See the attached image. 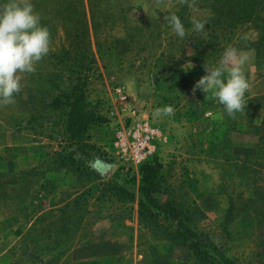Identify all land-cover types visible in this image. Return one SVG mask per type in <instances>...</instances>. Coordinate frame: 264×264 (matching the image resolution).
<instances>
[{"label":"rangeland","instance_id":"rangeland-1","mask_svg":"<svg viewBox=\"0 0 264 264\" xmlns=\"http://www.w3.org/2000/svg\"><path fill=\"white\" fill-rule=\"evenodd\" d=\"M90 2L32 0L51 45L35 71L21 73L14 103L0 104V264H212L188 248V234L172 232L175 221L140 215L141 177L113 165L115 130L134 118L161 133L152 160L160 165L159 202L175 205L230 264H264V63L247 48L257 26L222 29L229 22L220 21L232 41L213 57L224 59L229 48L247 57L245 106L230 116L211 91H193L214 64L197 38L202 31L186 28L181 38L167 23L182 0ZM191 9L192 19L208 15ZM82 77L84 109L93 115L87 157L74 153L80 171L46 173L56 153L75 149L50 102ZM116 87L127 96L123 111ZM167 105L173 113L155 114Z\"/></svg>","mask_w":264,"mask_h":264},{"label":"trees","instance_id":"trees-1","mask_svg":"<svg viewBox=\"0 0 264 264\" xmlns=\"http://www.w3.org/2000/svg\"><path fill=\"white\" fill-rule=\"evenodd\" d=\"M87 1L91 6L90 0ZM2 2L3 0H0V3ZM182 2L183 6H180L179 11L175 14L180 17L185 28L193 29V19L191 18L193 12L191 8L199 7L208 11L207 17L202 19L207 21L205 30L200 32V37L197 36V38L199 42H201L200 38H202L204 45L211 48L207 57L212 58V64L214 66L221 61V55L219 54L213 57L214 53L224 50L226 45L232 41V38H227L220 30V24L223 21L229 23L225 27H222V29L227 28L230 24L232 25L231 28H236L244 22L257 26L259 30L257 42L253 41L252 46H248L247 48L256 50L258 64L259 62L260 64L264 63V0H182ZM84 16L85 11L81 8L79 20L81 21V27L84 28L81 33L82 35L88 31V22L84 19ZM93 16V12L90 9V27L95 29L97 24H95ZM220 21L222 22L220 23ZM75 30L77 34L78 29ZM260 48H262V52L259 50L261 53L257 51ZM86 81L85 77L77 79L76 83L68 86V89L55 94V97L50 102L49 106L58 112L56 123L62 127L67 134L69 143L74 145L75 149L73 151L56 153L54 157L50 158L54 168L47 170L46 173L59 171L63 168H73L74 166H77L75 171H80L81 168L79 165L83 163L80 159L74 157V153L79 152L84 157H87L85 147L88 145L85 143V134L88 125L93 121V115L84 109L83 101ZM152 160L153 157L138 168L137 175L141 177L138 189L140 215L148 211L152 217L160 216L166 220L175 221L177 225H174V231L172 232L181 236L188 234L190 237L185 238L184 242H186L188 248H191L196 253L199 259H208L212 264H230L225 257H219L215 245L208 242L207 244L201 242L199 235H196L193 230L184 224L181 211L175 205L169 202L164 204L159 202L155 193L157 192L156 180L160 165L155 160ZM29 173H35V169L30 170Z\"/></svg>","mask_w":264,"mask_h":264},{"label":"clouds","instance_id":"clouds-1","mask_svg":"<svg viewBox=\"0 0 264 264\" xmlns=\"http://www.w3.org/2000/svg\"><path fill=\"white\" fill-rule=\"evenodd\" d=\"M167 23L181 38L187 33L184 23L172 14ZM206 20L193 18L194 31L205 30ZM49 28L41 23V15L35 10L32 0H3L0 3V104H11L22 87L21 73L35 71L36 62L50 51ZM246 56L235 48L226 50L224 59L214 67H207L193 85L205 93L211 91L230 116H235L245 106V91L249 87L243 65ZM192 67L191 62H186ZM187 68V69H188ZM173 106L156 108L155 114L173 113Z\"/></svg>","mask_w":264,"mask_h":264},{"label":"built area","instance_id":"built-area-1","mask_svg":"<svg viewBox=\"0 0 264 264\" xmlns=\"http://www.w3.org/2000/svg\"><path fill=\"white\" fill-rule=\"evenodd\" d=\"M120 110H125L127 96L121 87L114 89ZM118 115V112L115 113ZM114 115V113H113ZM161 133L147 118H134L118 127L111 142L113 165L138 174V168L152 158Z\"/></svg>","mask_w":264,"mask_h":264}]
</instances>
